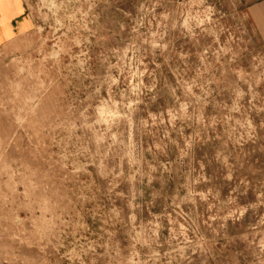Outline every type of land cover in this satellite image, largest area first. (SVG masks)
Segmentation results:
<instances>
[{
	"label": "rangeland",
	"instance_id": "374dc122",
	"mask_svg": "<svg viewBox=\"0 0 264 264\" xmlns=\"http://www.w3.org/2000/svg\"><path fill=\"white\" fill-rule=\"evenodd\" d=\"M25 1L0 264H264V0Z\"/></svg>",
	"mask_w": 264,
	"mask_h": 264
},
{
	"label": "crops",
	"instance_id": "0c3cea01",
	"mask_svg": "<svg viewBox=\"0 0 264 264\" xmlns=\"http://www.w3.org/2000/svg\"><path fill=\"white\" fill-rule=\"evenodd\" d=\"M250 14L262 39L264 53V1L250 7ZM33 28V18L25 0H0V47L26 35Z\"/></svg>",
	"mask_w": 264,
	"mask_h": 264
}]
</instances>
